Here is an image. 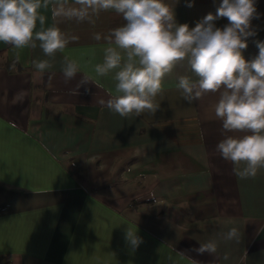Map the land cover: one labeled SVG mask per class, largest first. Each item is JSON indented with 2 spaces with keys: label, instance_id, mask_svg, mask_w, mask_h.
I'll return each mask as SVG.
<instances>
[{
  "label": "crops",
  "instance_id": "1",
  "mask_svg": "<svg viewBox=\"0 0 264 264\" xmlns=\"http://www.w3.org/2000/svg\"><path fill=\"white\" fill-rule=\"evenodd\" d=\"M164 2L194 27L222 0ZM256 8L246 60L258 54L254 41H264V0ZM39 11L52 26L51 6ZM93 19L59 22L77 39L54 57L39 42H0V264H264V168L242 179L244 162L216 150L225 135H243L222 132L212 110L218 95L188 103L176 77L191 73L177 66L154 98L155 113L112 112L99 101L116 94L114 72L99 76L95 65L109 46L103 37L125 21L114 10ZM65 57L79 67L68 82ZM34 60L52 66L40 71ZM128 227L142 240L136 248L125 240ZM233 227L238 239L224 241ZM213 239L215 255L193 251Z\"/></svg>",
  "mask_w": 264,
  "mask_h": 264
},
{
  "label": "clouds",
  "instance_id": "2",
  "mask_svg": "<svg viewBox=\"0 0 264 264\" xmlns=\"http://www.w3.org/2000/svg\"><path fill=\"white\" fill-rule=\"evenodd\" d=\"M50 6L54 23L45 27L46 16L39 10ZM109 10L120 14L125 23L103 37L109 46L95 72L99 76L114 72L116 94L99 103L125 118L140 116L145 110L155 113L159 106L154 98L161 92L164 78L177 66H185L191 74L176 77L183 98L192 103L208 94L218 95L212 110L222 132L243 135H225L216 150L236 166L244 162L237 171L240 178L255 177L264 168V41H254L258 54L253 59L246 60L243 52L248 39L257 35L252 24L260 18L256 0H222L215 13H207L194 27L178 23L173 7L164 0H0V42L15 49H35L39 42L45 56L54 57L77 39L62 32L59 22L94 23L93 17ZM221 18L228 23L217 27ZM101 38L100 33L93 35L96 41ZM33 65L40 71L52 66L47 60H34ZM62 71L65 82L72 80L79 72L77 62L65 57ZM87 82L85 77L82 84ZM238 236L233 227L222 239L232 241ZM125 240L132 248L142 242L137 230L130 227ZM193 251L215 255L218 243L214 239L199 243Z\"/></svg>",
  "mask_w": 264,
  "mask_h": 264
}]
</instances>
